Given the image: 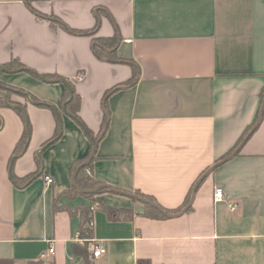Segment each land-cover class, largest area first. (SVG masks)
I'll return each instance as SVG.
<instances>
[{
    "label": "crops",
    "instance_id": "crops-1",
    "mask_svg": "<svg viewBox=\"0 0 264 264\" xmlns=\"http://www.w3.org/2000/svg\"><path fill=\"white\" fill-rule=\"evenodd\" d=\"M263 98L264 0H0V264H85L76 210L96 202L89 246L107 252L92 264H264V114L180 217L148 216L108 188L96 201L68 194L97 141L87 173L100 185L179 213Z\"/></svg>",
    "mask_w": 264,
    "mask_h": 264
},
{
    "label": "trees",
    "instance_id": "trees-1",
    "mask_svg": "<svg viewBox=\"0 0 264 264\" xmlns=\"http://www.w3.org/2000/svg\"><path fill=\"white\" fill-rule=\"evenodd\" d=\"M98 42H99V44L95 47V50H96L97 55L101 57L104 54L103 53V49H102L103 42H101V40L98 41ZM136 69H138V68L135 66L134 67V71H136ZM128 84L131 85L132 83H128ZM116 89L117 88L112 89L110 91H107L105 96H104V101H107L109 96L111 94H113L116 91ZM71 93H73V98L70 101V103H68L66 105L67 112H69L72 115H76L77 116L78 115L79 106H80V97L76 94V92L74 90H71V91H70V89L66 90L65 94L63 95V102L65 103L70 98ZM18 112L21 114L22 118L24 120H26L24 113L22 111H20V110ZM108 123H109V114L106 112V115L104 117L102 130H101L100 134L98 135L97 140H101L104 137V135L106 133V130H107V127H108ZM59 132L60 131H59V128H58V131L56 133V137L59 134ZM244 135L242 136V138L240 139L238 144L234 147V149H236L237 146L240 144L241 140H243ZM27 138H28V134H27V132H24V134L22 136V139H21L19 144L20 145H24V143L27 140ZM87 158H88V156L86 158L80 160V161H76L74 163V165L72 166V172L79 165H81L85 160H87ZM91 164L92 163H90L89 165H87L83 169H81L78 172L77 177H76L77 185L80 188H82L83 190H92V189H95L96 187L100 186V183L98 181H96L90 174L87 173V170H89V168H91ZM196 183L194 184V186L192 187L190 193L188 194V196L186 198V201L183 204V206H185V205H187V203H189ZM106 190L107 189H103L100 193H102V192H104ZM68 194L72 195V196L82 195L84 198H86L87 200H90V201H96V196L98 195V194H80L75 188H73L70 191V193H68ZM137 194L139 196H142V197H145V198H148V199L152 200L150 197L145 196V195H143L141 193H137ZM145 207H146V214L148 216H151V217H154V218H160V219H165L166 218V216H164L160 211H158L154 207H151L149 205H145ZM61 209H63V208H61ZM65 209L69 211V209H67V208H65ZM76 211L81 216V224H80V227H79L80 236H81L82 239L86 240V242L84 243V245L74 244L73 245V252L75 254L80 255L85 260V264H92V256H91V253H90V250H89V243H90V241L93 238V228L90 226V221H91V218H92L91 210H90L89 206H87L85 204H81V205H79L77 207ZM70 213H72V212H70Z\"/></svg>",
    "mask_w": 264,
    "mask_h": 264
},
{
    "label": "water",
    "instance_id": "water-1",
    "mask_svg": "<svg viewBox=\"0 0 264 264\" xmlns=\"http://www.w3.org/2000/svg\"><path fill=\"white\" fill-rule=\"evenodd\" d=\"M71 99L73 98V93H71ZM263 114H264V98H263V103H262V107H261V111H260V115H259V118H258V121L256 122V124L254 125V127L251 129V131L246 135V137L244 138V140L241 142V144L235 149V151H233L228 157H226L225 159L223 160H220L218 161L215 165H213L210 169H208L201 177L200 179L197 181L195 187H194V190H193V193H192V196H191V199L189 201V203L179 212V213H176V214H171L169 212H167L166 210H164L160 205H158L157 203L151 201L150 199L148 198H145V197H142V196H139L137 194H133V193H129V192H125V191H120L118 189H115V188H111V187H108L107 185H100L98 187H96L95 189H92V190H83L82 188H80L77 183H76V177H77V174L78 172L83 169L85 166H87L95 157L96 155V152H97V146H98V142L97 141H94L93 142V150H92V153L91 155L89 156V158L87 159V161L85 163H83L82 165H80L76 170L75 172L73 173V176H72V182H73V186L81 193L83 194H97L99 193L101 190L105 189V188H108L110 189L111 191H113L114 193H118L120 195H124V196H128V197H131L133 199H136L138 201H140L141 203L145 204V205H149L151 207H154L155 209H157L158 211H160L164 216L168 217V218H175V217H180L182 215H184L189 209L190 207L192 206V204L194 203V200H195V197H196V192L199 188V186L201 185V183L208 177V175L210 173H212L215 169H217L218 167H220L221 165H223L224 163H226L227 161H229L231 158H233L241 149L242 147L244 146V144L248 141V139L251 137V135L254 133V131L258 128V126L260 125L261 123V120H262V117H263ZM29 139H30V136H29ZM29 139L27 141V144H26V147H25V150L24 152H26L27 148H28V144H29Z\"/></svg>",
    "mask_w": 264,
    "mask_h": 264
},
{
    "label": "built area",
    "instance_id": "built-area-1",
    "mask_svg": "<svg viewBox=\"0 0 264 264\" xmlns=\"http://www.w3.org/2000/svg\"><path fill=\"white\" fill-rule=\"evenodd\" d=\"M46 180V183L47 184H52L53 183V179L50 178V177H46L45 178ZM214 200L215 202H219V201H223L224 200V191L222 188L220 187H216L215 188V191H214ZM100 208V204L99 203H94V205H92V207L90 208L91 210V221H90V226L92 227V224H93V216L95 214V212ZM230 208L232 210H235L237 208L236 205H233V204H230ZM78 238L79 239V243L81 245H84V243L86 242V240L82 239L81 236H80V233H78ZM91 242V241H90ZM90 244V243H89ZM89 250L91 251V256L93 259H98V258H101L103 257L105 254H106V249L105 247L101 246V245H91L89 246ZM55 254V249L53 246L50 247L49 249V253L47 255H43L42 258H45L47 256H54Z\"/></svg>",
    "mask_w": 264,
    "mask_h": 264
},
{
    "label": "rangeland",
    "instance_id": "rangeland-1",
    "mask_svg": "<svg viewBox=\"0 0 264 264\" xmlns=\"http://www.w3.org/2000/svg\"><path fill=\"white\" fill-rule=\"evenodd\" d=\"M72 195H70V197H71ZM72 197H75V196H72Z\"/></svg>",
    "mask_w": 264,
    "mask_h": 264
}]
</instances>
